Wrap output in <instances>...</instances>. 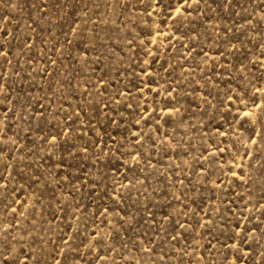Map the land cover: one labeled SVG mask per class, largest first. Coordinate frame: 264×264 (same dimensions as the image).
Returning <instances> with one entry per match:
<instances>
[{"label":"rangeland","instance_id":"rangeland-1","mask_svg":"<svg viewBox=\"0 0 264 264\" xmlns=\"http://www.w3.org/2000/svg\"><path fill=\"white\" fill-rule=\"evenodd\" d=\"M0 264H264V0H0Z\"/></svg>","mask_w":264,"mask_h":264}]
</instances>
